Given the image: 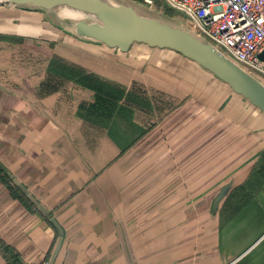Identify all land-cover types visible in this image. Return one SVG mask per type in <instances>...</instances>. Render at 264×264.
<instances>
[{
    "label": "crops",
    "instance_id": "1",
    "mask_svg": "<svg viewBox=\"0 0 264 264\" xmlns=\"http://www.w3.org/2000/svg\"><path fill=\"white\" fill-rule=\"evenodd\" d=\"M6 17L0 244L15 258L0 247V264H49V217L52 264H264L259 110L174 51L15 33Z\"/></svg>",
    "mask_w": 264,
    "mask_h": 264
},
{
    "label": "water",
    "instance_id": "2",
    "mask_svg": "<svg viewBox=\"0 0 264 264\" xmlns=\"http://www.w3.org/2000/svg\"><path fill=\"white\" fill-rule=\"evenodd\" d=\"M11 5L21 9L41 10L52 23L62 25L73 37L103 44L120 52H127L133 44L174 51L226 84L232 92L247 100L264 116V82L178 20L159 15L150 9L149 14L142 15L131 3H110L105 0H0V6ZM59 7L74 9L85 17L73 24L74 31L65 28L72 24L69 19L63 20L61 24L56 18L55 11ZM260 57L264 60V50ZM10 178L38 210L45 216L50 215L20 182L11 175ZM227 188L228 186L222 187L216 196L213 210ZM49 219L58 231L57 244L49 263L52 264L62 241L63 230L54 217Z\"/></svg>",
    "mask_w": 264,
    "mask_h": 264
},
{
    "label": "built area",
    "instance_id": "3",
    "mask_svg": "<svg viewBox=\"0 0 264 264\" xmlns=\"http://www.w3.org/2000/svg\"><path fill=\"white\" fill-rule=\"evenodd\" d=\"M177 20L264 82V0H143Z\"/></svg>",
    "mask_w": 264,
    "mask_h": 264
},
{
    "label": "rangeland",
    "instance_id": "4",
    "mask_svg": "<svg viewBox=\"0 0 264 264\" xmlns=\"http://www.w3.org/2000/svg\"><path fill=\"white\" fill-rule=\"evenodd\" d=\"M125 1H127V0H125ZM132 1H134L136 3H134V2H130V3H134V4H137L139 6H144L145 8L153 10L155 13H157L159 15L165 16V17L170 18V19L177 20L176 16L169 17V16L165 15L164 13H162L161 9L156 6L157 5L156 2H154V5H150V4L144 3V1H136V0H132ZM7 13H9V15L14 14V15H16L17 18H20V20L22 19L23 21L28 22L27 24H23V22H22L20 25H15V26L13 25V26L9 27L10 29H8V30H14L15 29V30H22V31L25 30V31L32 32V33L36 32V33L43 34L42 36L45 38H52L54 32H57L56 29H54L50 25L42 22L40 17H37L33 14L21 13L19 11L18 12L7 11V12H0V17L5 18L7 16ZM10 20H11V18L6 17V20H3V21L6 22V21H10ZM0 25H1L0 27L8 28V27L4 26V24H0ZM42 25L45 26V29L42 28ZM51 25L58 28L59 30H61L65 34L71 35L68 31H66L63 27H61L60 24H54L53 23ZM71 37H72V35H71Z\"/></svg>",
    "mask_w": 264,
    "mask_h": 264
},
{
    "label": "bare ground",
    "instance_id": "5",
    "mask_svg": "<svg viewBox=\"0 0 264 264\" xmlns=\"http://www.w3.org/2000/svg\"><path fill=\"white\" fill-rule=\"evenodd\" d=\"M105 1H108L110 3H116V2H126V3H130V2H127L125 0H105ZM131 5H133V7L135 8V10L137 12H139L140 14L142 15H146V14H149L148 13V9H146L145 7L143 6H139L137 4H134V3H131ZM13 6H9V7H6V6H0V12H4L6 10L7 11H16L18 12L16 9H14V7L12 8ZM20 12V11H19ZM56 12V18L58 19V21L63 24V20L65 19H69L72 24L70 26H66L65 28H67L68 30L70 31H74V26L73 24L78 21V20H81V19H84L85 17L78 11L74 10V9H70V8H67V7H59L57 8V10L55 11ZM22 13V12H21ZM25 13V12H24ZM152 13V12H151ZM12 16V18L16 17V15L14 14H10ZM153 16H156L154 13H152ZM7 16H9V13H7ZM1 18V17H0ZM21 21L23 22V24H27L28 22L26 21H23L21 19ZM39 24V23H38ZM48 24V23H46ZM50 25V24H48ZM51 26V25H50ZM52 27V26H51ZM54 28V27H53ZM10 29V28H9ZM8 31H11V32H15V33H20V34H28V35H32V36H41L43 37L40 33H36V32H28V31H22V30H8ZM133 45H138V46H142V47H145V48H148V49H158V48H150L144 44H133ZM210 74V73H209ZM211 75V74H210ZM216 79V78H215ZM217 80V79H216ZM247 101V100H246ZM248 102V101H247ZM249 103V102H248ZM251 105V104H250ZM255 107V106H253ZM256 108V107H255ZM257 109V108H256ZM258 110V109H257Z\"/></svg>",
    "mask_w": 264,
    "mask_h": 264
},
{
    "label": "trees",
    "instance_id": "6",
    "mask_svg": "<svg viewBox=\"0 0 264 264\" xmlns=\"http://www.w3.org/2000/svg\"><path fill=\"white\" fill-rule=\"evenodd\" d=\"M136 1H143V0H136ZM161 12L164 13L165 15L169 16V17H173L176 15V13L173 10H171L167 7H162ZM7 177H8V175L5 172V169L0 164V178L5 179ZM18 196L23 200H27V199H25V197L21 193H19ZM30 205L33 206L31 203H30ZM0 247H1V250H3L7 255H9L12 258H15V255L13 254V252L10 248H8L5 245H1V244H0Z\"/></svg>",
    "mask_w": 264,
    "mask_h": 264
}]
</instances>
